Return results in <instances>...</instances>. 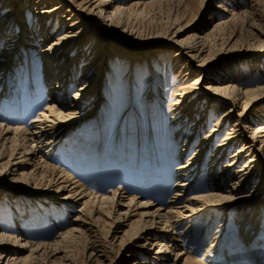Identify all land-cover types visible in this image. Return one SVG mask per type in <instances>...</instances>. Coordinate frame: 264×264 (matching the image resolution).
Wrapping results in <instances>:
<instances>
[{
  "label": "bare ground",
  "instance_id": "bare-ground-1",
  "mask_svg": "<svg viewBox=\"0 0 264 264\" xmlns=\"http://www.w3.org/2000/svg\"><path fill=\"white\" fill-rule=\"evenodd\" d=\"M124 1L0 0V106L19 98L17 93L11 99L24 78L25 95L32 99L43 94L46 98L44 108L24 126H15L6 117H0V193L4 195L0 197V211L8 207L6 197L12 189L19 190L17 186L21 187L17 194L27 199L37 201L49 197L62 204L63 209L80 206L71 225L51 243L33 242L24 237L18 231L19 222H13L17 228L2 227L0 222V264H66L61 246L64 242L76 241L85 229L91 230L87 215H98L94 220L104 217L109 221L104 220L110 230L107 244L117 248L109 260L94 248L90 249L87 258L97 259L96 264H181L184 232L191 233L197 227L198 218L218 210L224 213L220 228L225 226L229 213L236 212L243 217L242 240L248 241L249 234L256 232L262 223L259 224L264 216V115H250L264 101V83L248 87L232 82L231 78L236 76L226 70L216 69L212 76H207L209 68L235 58L227 57L229 50L225 48L232 38L225 35L247 15L246 10H239L242 0H219L212 6L213 0H182L183 12L172 14L158 30L143 39L130 28L129 21L140 16L146 7L158 8L167 0L146 3L130 0L128 6ZM250 1L251 9L256 1ZM195 3L194 15L188 16L187 9ZM207 9L206 17L201 20L200 13ZM187 30L192 34L179 39ZM138 40L142 42L138 44ZM161 44L174 51L170 69L181 77L168 105V113L173 118L171 123L168 119L167 127L175 125L172 133L178 142L183 129L189 125L185 129L188 133L183 149L175 158L178 164L171 175L176 191L164 206L131 196L120 188L107 195L89 192L55 166L56 149L84 118L94 115L95 111L105 112L106 89L99 90L104 77L109 80V74L119 69L124 58L129 65L142 59L129 54L127 48ZM36 60L40 66L39 77ZM164 60L155 59L158 64ZM196 73L197 79H188ZM258 75L262 77L263 73L259 71ZM142 85L145 88L141 95L143 109L155 105L152 112H158L159 89L152 84ZM74 88L67 99L66 93ZM209 120L213 122L212 127L205 131ZM177 128L179 131H174ZM222 129L224 134L213 146ZM196 139V149L189 154ZM210 149L202 179L203 189H207L195 192L193 184L202 174L203 158ZM229 150L233 152L226 157ZM183 225L184 230L178 232ZM210 242H215V238ZM138 255L146 262L137 260Z\"/></svg>",
  "mask_w": 264,
  "mask_h": 264
},
{
  "label": "rangeland",
  "instance_id": "rangeland-1",
  "mask_svg": "<svg viewBox=\"0 0 264 264\" xmlns=\"http://www.w3.org/2000/svg\"><path fill=\"white\" fill-rule=\"evenodd\" d=\"M139 1L146 3L149 0ZM218 1L213 0L210 5H214ZM225 1L228 2L230 0ZM255 1L253 3L254 7L251 9L248 7L249 3H251L250 0H242L240 2L241 8L239 10L247 11L246 18L243 17V20L241 19L237 23L238 26L236 25L235 29L226 32L225 37L229 35L232 38L225 48L229 50L227 57L235 56V58L223 61L221 64L214 66L213 69L209 68L207 76H212L216 69L226 70L231 73V76H236V78H231L233 79L231 80L232 82L244 83L248 87L264 83V0ZM124 2L126 3L125 6H128L131 1L126 0ZM181 2L182 0H175V2L174 0H167L158 8L153 7L154 10L152 7L151 9L146 7V10L140 16H136L135 19L130 20L131 22L129 21L130 28L137 32L139 37L142 36L141 38L143 39L158 30L168 17L182 13ZM196 8L197 4L195 3L190 10L187 9V14L190 12L188 16H193ZM231 9L236 10L238 8L231 7ZM208 11L207 9L200 13L199 18L201 20L204 19ZM55 20L54 18L53 25ZM157 20L158 22H155ZM138 27L139 29H137ZM136 29L137 31H135ZM189 34H192V32L187 30L179 39H183ZM136 42L139 44L142 40ZM226 42L227 40L224 43ZM127 50L129 54L134 57H142V59L139 62L132 61L131 65H129V61L124 58L118 65L119 69H114V72L109 74V80H106V76L104 77L103 85L99 86V90L106 89L105 97L103 98V100H107L105 112L101 114V111H95L94 115L84 118L78 124V127L71 130L56 149L54 163L55 166L67 172L70 178L77 181L79 185L89 192L107 195L108 192L120 188L131 196H140L144 201L164 206L172 193L176 191L173 187L174 180L171 175L178 164L175 158L179 155V151L183 149L188 133L185 129L189 128L187 124L183 129L184 133H181L180 141L177 142V136L172 133L175 125L171 124V128L167 127L168 119H171V123L173 118V115L168 113V105H170L172 100L171 95L174 89L181 83V77L170 69V60L173 58L174 51L165 47V44L148 48H127ZM157 58L165 60L158 64L155 61ZM35 65L37 66V77H39L38 67L40 66L37 60ZM81 65L82 63L79 64V66ZM259 71L263 73L262 77L258 75ZM198 76L199 74L196 73L188 79H197ZM25 81V78L21 80L18 87L20 89H17L11 99L16 97L17 93H19V98L13 102H3L0 106V117H6L5 119H8L15 126L26 125L45 105L46 98L42 96L43 94L32 99L25 95L27 88ZM142 83L152 84V87L159 89L156 97L160 101L158 112H152L156 107L155 105L149 107L151 109H143L141 95L145 88L142 87L144 86ZM74 90L75 88L66 93L67 99ZM257 115L260 117L264 115V101L256 107L255 112L250 117ZM211 120H209L210 122L207 124L205 131L212 127L213 122ZM179 128L174 131L178 132ZM224 130L222 129V133L217 136L213 146L220 140L225 132ZM167 136L170 137L168 138ZM196 141L197 139L189 149V154H192L196 149ZM26 145L28 146L29 143ZM164 145L166 146L163 148ZM210 152L211 149L205 153L201 166L202 174L196 183L193 184L195 187L193 191L195 192L206 191L207 189H203L205 184L202 183V179L205 177L204 173ZM232 152L233 150H229L226 157L231 155ZM161 164L163 166H160ZM17 187L19 190L12 189L6 197L8 199L6 202L8 207L4 208L3 212L0 211V218H3L0 219L1 226L17 228L16 223L13 222H19L18 231L33 242H53L59 232L71 225L76 214H78L77 211L80 210V206L77 205L69 209H63L62 204L51 201L49 197H42L37 201L24 198L17 194L18 191H21V187ZM193 191L188 192L186 197L192 194ZM0 197H4V195L0 193ZM262 215H264V210ZM96 216L98 215L94 217L92 215L86 216L87 222L90 221L91 223L88 227L91 230L85 229L86 231L84 230L76 241H67L62 244L61 248L64 249L61 250L62 255L67 258L66 264H96L94 261H97V259L87 258L90 249L93 248V250L99 251L98 254H102V257L107 260L112 259L117 252V248H110L107 244L109 240L108 234H110L109 225L106 226L108 220L104 219V217H99L100 219L97 217L94 220L93 218ZM221 216L224 217V213L221 210L201 216L195 221L197 227L191 233L184 232L182 238L184 256L181 264H232L233 262H235L233 264H264V216L259 221V224L262 222L260 226L258 225L259 229L249 234L250 238L248 241L242 240L241 237L240 230H243L245 226L241 224L243 217L240 214L236 212L229 213L227 222L224 223L225 226L222 228L219 227L223 219ZM104 220L107 221L105 222ZM183 227L184 225L180 226L177 231H183ZM20 232H16V234ZM197 234L199 235L198 237L196 236ZM212 238H215V242H210ZM103 244L104 248H102ZM214 244L216 246H213ZM257 246H260V248H257ZM257 251L260 252L261 257ZM104 258L99 259L102 260ZM137 260L146 262L142 255H138ZM55 262H57V259Z\"/></svg>",
  "mask_w": 264,
  "mask_h": 264
}]
</instances>
